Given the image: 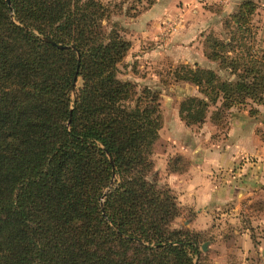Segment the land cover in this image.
<instances>
[{
    "label": "trees",
    "instance_id": "trees-1",
    "mask_svg": "<svg viewBox=\"0 0 264 264\" xmlns=\"http://www.w3.org/2000/svg\"><path fill=\"white\" fill-rule=\"evenodd\" d=\"M255 6L241 0L221 22L233 25L225 37L204 36L203 55L228 77L197 64L171 70L196 87L178 102L186 125L201 123L217 102L213 123L230 104L261 98L264 49H237ZM114 8L0 0V264H198L202 232L170 228L175 196L146 176L159 97L116 75L129 42L110 21ZM180 160L171 156L168 169L179 172Z\"/></svg>",
    "mask_w": 264,
    "mask_h": 264
},
{
    "label": "rangeland",
    "instance_id": "rangeland-1",
    "mask_svg": "<svg viewBox=\"0 0 264 264\" xmlns=\"http://www.w3.org/2000/svg\"><path fill=\"white\" fill-rule=\"evenodd\" d=\"M100 1L118 2L120 9L112 10L110 21L116 22L122 36L129 42L124 57L116 64V75L131 80L138 88L147 85L158 92L161 124L158 138L151 147L152 168L146 176L159 186H167L175 196L179 210L170 228L196 231L189 224L194 227L206 225L199 230L203 239L200 244L205 242V248L199 247L198 264H262L263 248L260 246L264 241V203L260 196L250 200L240 197V202H222L216 208H211L210 220L204 223L205 214L195 217L191 207L179 204L176 193L179 188L176 189L174 185L180 177L177 172L168 169V159L178 154L181 156L180 176L185 173V176L189 175L187 172L191 173L194 167L191 161L194 147L200 145L206 148L209 144L219 147L232 112L247 110L252 114L259 110L264 117V92L260 99L246 98L223 108L220 123H213L210 117L218 102L209 107L204 120L198 124L186 125L177 115L179 100L185 95L197 94V91L193 84L172 78L171 70L176 64L207 66L221 78L229 76L227 69L205 58L202 42L209 32L217 37L226 36L233 25L230 23V26L223 28L221 22L233 10H223L221 0H154L156 5L152 8V16L146 18L144 9L135 15L125 12V7L129 5L140 10L144 0ZM255 4V10L249 17L250 31L244 34L245 45L237 49L242 53L248 49L251 55L259 56L264 49V0H256ZM132 12L133 8L130 9ZM262 120H258L256 134L264 140ZM258 160L256 156L248 155L244 162L254 164ZM225 171L217 167L208 171L206 176H214L209 179L216 184L221 181L220 177L224 176Z\"/></svg>",
    "mask_w": 264,
    "mask_h": 264
},
{
    "label": "crops",
    "instance_id": "crops-1",
    "mask_svg": "<svg viewBox=\"0 0 264 264\" xmlns=\"http://www.w3.org/2000/svg\"><path fill=\"white\" fill-rule=\"evenodd\" d=\"M240 1L221 0L220 2L223 10L231 11ZM254 1L256 2V0ZM155 5L156 3H153L144 9L143 12L146 13V18L152 16V8ZM258 111L256 110L252 114L247 110L232 112L228 118L221 145L214 147L209 144L206 148L200 145L195 146L192 150L194 155L191 157L194 166L193 171L191 173L187 172L189 174L187 176H185L186 173L180 176L181 171L177 172L180 178L174 186L176 189L179 188V191L176 192L180 200L179 204L191 207L195 217L205 214L204 223L210 220L211 208H216L222 202L239 201L241 198L250 200V198H256L257 196L264 200V140L256 134L258 120L261 121L264 117ZM248 155H254L260 160L254 162V164L244 162ZM243 156H246L245 159L241 158ZM217 167L224 168L226 171L223 173L224 176L220 177L221 181L213 184L209 178H214V176L206 175L208 171L217 169ZM230 169L233 171H230ZM202 171L205 173L203 174ZM231 209L233 211V208ZM189 225L197 230L206 226L205 224L199 227ZM260 248H263L261 263L264 264V241L261 243Z\"/></svg>",
    "mask_w": 264,
    "mask_h": 264
},
{
    "label": "water",
    "instance_id": "water-1",
    "mask_svg": "<svg viewBox=\"0 0 264 264\" xmlns=\"http://www.w3.org/2000/svg\"><path fill=\"white\" fill-rule=\"evenodd\" d=\"M6 2L8 3V0H6ZM43 39H45L46 41H49L50 43H54L52 40H50V39L47 38V37H43ZM56 46H57V47H65L66 45H63V44L57 43ZM68 121H69V119H68ZM103 195H104V192L101 194L100 198H102ZM200 247H201V249H204V248H205V242H202V243L200 244Z\"/></svg>",
    "mask_w": 264,
    "mask_h": 264
},
{
    "label": "built area",
    "instance_id": "built-area-1",
    "mask_svg": "<svg viewBox=\"0 0 264 264\" xmlns=\"http://www.w3.org/2000/svg\"><path fill=\"white\" fill-rule=\"evenodd\" d=\"M262 128L264 130V119L262 120ZM263 157H264V149H263Z\"/></svg>",
    "mask_w": 264,
    "mask_h": 264
}]
</instances>
